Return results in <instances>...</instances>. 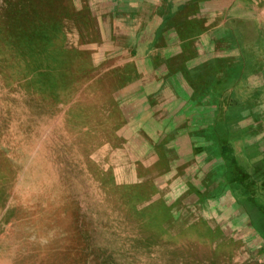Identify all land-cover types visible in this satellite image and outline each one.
Segmentation results:
<instances>
[{
  "label": "rangeland",
  "instance_id": "rangeland-1",
  "mask_svg": "<svg viewBox=\"0 0 264 264\" xmlns=\"http://www.w3.org/2000/svg\"><path fill=\"white\" fill-rule=\"evenodd\" d=\"M70 1L90 20L66 21L41 54L3 51L0 40V264H264V230L246 202L264 200L261 183L216 187L264 159V98L233 90L242 102L234 170L205 163L221 150L213 140L203 155L176 154L166 134L180 125L171 120L180 73L145 120L127 72L147 66L149 41L130 37L143 22L115 18L107 3L118 0Z\"/></svg>",
  "mask_w": 264,
  "mask_h": 264
},
{
  "label": "crops",
  "instance_id": "crops-1",
  "mask_svg": "<svg viewBox=\"0 0 264 264\" xmlns=\"http://www.w3.org/2000/svg\"><path fill=\"white\" fill-rule=\"evenodd\" d=\"M107 5L115 18L141 20L144 27L134 29L130 37L149 41L147 66H140L141 70L133 66L127 71L134 75L128 81L139 88L136 99L145 110L142 118H151L150 104L164 87L175 92L173 75L180 73L174 83L183 84L177 89L182 105L171 117L174 125H180L166 134L174 138L169 141L174 143V153L179 146L185 158L186 154H202L199 148L203 140L198 137L212 131L217 107L223 99L227 104L236 98L235 88H250L254 95L250 101L264 98V0H118ZM132 54H136V48ZM143 69L150 72V78L144 80L137 74ZM156 72L163 73L158 82L154 80L159 76ZM256 81L261 84H254ZM204 106L210 109H199ZM197 120L210 122L209 128ZM169 143L163 152L168 151ZM204 156L205 163L211 162Z\"/></svg>",
  "mask_w": 264,
  "mask_h": 264
},
{
  "label": "trees",
  "instance_id": "trees-1",
  "mask_svg": "<svg viewBox=\"0 0 264 264\" xmlns=\"http://www.w3.org/2000/svg\"><path fill=\"white\" fill-rule=\"evenodd\" d=\"M70 0H0V14L6 15V23L8 27L0 31V40L4 42L3 51H14L17 52L23 48L26 49L28 55L41 54L42 51L48 49L53 45L55 36L58 35L59 30L63 31L66 21H72L70 26L79 21V18L83 17L84 21L90 20V14L87 17L84 15L85 10H79V8L72 6ZM93 18V17H92ZM83 21V22H84ZM90 21H88L89 23ZM87 23H82L83 27H78L80 33ZM86 28V27H85ZM84 34L82 33V36ZM21 47V48H20ZM23 47V48H22ZM0 49L1 42H0ZM41 51V52H39ZM231 97H227L229 100ZM227 104L220 103V107H217L216 113L218 118L213 121L214 126H212V131L209 133H202L204 136L198 137L203 140V146L200 147V151L204 153L203 150H209L206 144L215 143L220 147V152L214 155V158L208 157L207 160L219 159L222 162L223 168L225 166H231L235 169L236 158L234 156L235 147L233 140L240 130L241 126L239 122L242 120L240 116L242 110V102L236 100V98L231 99ZM230 113V116L228 115ZM226 114V116H225ZM196 129V128H195ZM197 135L201 133H196ZM205 147V148H204ZM207 155V154H206ZM229 171V167L226 169ZM225 172V171H224ZM248 174L240 172L241 177L237 174V177H232L231 171L226 176L223 177L224 181L221 179L222 174L219 176L216 182V187L220 189L226 185V190L232 191V188L236 187L238 189H246L250 192L256 183H261L258 188L262 189L264 194V159L258 163H255L252 170H247ZM243 175V176H242ZM244 177L249 178V180L244 183ZM219 183V185H218ZM222 191V190H221ZM247 197L246 202H248L252 208L256 207L257 212L254 216V228L259 230H264V200L262 202L256 199V196ZM251 199V203L250 200ZM238 206L237 204L235 205ZM239 207V206H238ZM235 208V207H234ZM242 207H239L241 210ZM246 210V209H245ZM258 219V220H257Z\"/></svg>",
  "mask_w": 264,
  "mask_h": 264
}]
</instances>
